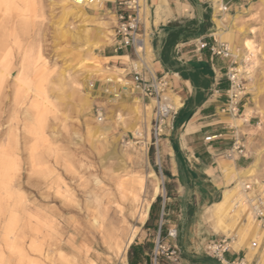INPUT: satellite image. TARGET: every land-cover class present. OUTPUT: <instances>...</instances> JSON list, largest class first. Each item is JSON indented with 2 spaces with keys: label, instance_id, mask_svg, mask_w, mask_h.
<instances>
[{
  "label": "rangeland",
  "instance_id": "rangeland-1",
  "mask_svg": "<svg viewBox=\"0 0 264 264\" xmlns=\"http://www.w3.org/2000/svg\"><path fill=\"white\" fill-rule=\"evenodd\" d=\"M15 1L19 10H26L25 17L13 15L11 22L0 30V40L7 43L10 73L0 87V161L4 166L8 160L11 164L5 166L6 173H10L6 175L8 180L0 184L6 188L5 191L0 186V261L16 264L24 251L26 259L41 264H129L130 246L142 241L145 234H150L145 239L153 249L155 233L145 232L143 225L151 203L163 193L164 167L162 137L157 146L150 139L152 109L148 118L143 110L149 103L119 85H114L119 95L117 107L107 102L113 98L106 93L113 84L105 79L106 75L111 78L119 74L125 62L131 68L135 58L128 52L131 60L123 58L130 62L118 59L110 66L113 68L92 65L93 54L119 53L112 47L114 25L106 1L99 11L83 8V13L75 10V14L69 12L71 4L67 0ZM238 1L236 8L219 13L217 25L222 31H239V44L234 45L231 32H217L216 36H227L231 50H237L240 59L245 53V39L256 50L250 56L253 66L249 83H253L254 90H246L243 100V105L251 109L252 126H236L248 157L244 169H255L254 176L242 181H263L264 0ZM145 25L147 28L148 23ZM104 35H110V40L103 39ZM25 59L32 66L28 74L21 72ZM147 67L153 71L148 55ZM121 73L123 76L118 77L125 82V72ZM35 86L41 89L38 94ZM111 113L121 120L111 119ZM95 125L110 128L90 141L87 131ZM131 126L137 127L139 136L130 132ZM8 165L11 168L7 169ZM140 178L146 180V217L139 221L128 216L118 223L131 186L136 187ZM257 190L264 198V193ZM236 198L242 196L237 194ZM12 214L14 226L5 240L2 228ZM206 216L212 228L216 222L233 231L239 244L247 240L248 244L256 242L258 246L264 241V233L256 240L244 216H213L210 207ZM117 229L120 235L115 240L119 246L109 247L114 239L109 236ZM133 229L137 233L128 241ZM173 243L177 246L176 241ZM263 262L264 248L259 260ZM142 264H150V254Z\"/></svg>",
  "mask_w": 264,
  "mask_h": 264
},
{
  "label": "crops",
  "instance_id": "crops-1",
  "mask_svg": "<svg viewBox=\"0 0 264 264\" xmlns=\"http://www.w3.org/2000/svg\"><path fill=\"white\" fill-rule=\"evenodd\" d=\"M113 2L114 0H108L105 3L110 8L114 25L112 47L114 52L119 53L93 54L95 62H92V65L97 67L113 68L110 66L116 64L118 59L131 60L129 50L115 49ZM237 2L239 1L145 0L143 5V9L147 8L148 11L147 22H144L143 17V24L146 34H149V61L155 74L168 75L170 99L174 105L177 102V112L167 121L162 133L163 193L156 196L160 197L161 202L158 209L159 219L153 222V226L158 229L157 225L161 221L167 229L176 228L175 241L180 255L179 264H222L203 252V246L209 240L227 237L223 233L214 232L206 212L211 205L219 202L227 185L222 165L227 164L235 171L241 172L248 160V157H245L228 161L221 156L231 144L230 128L236 126V120L223 112L228 87L224 75L226 62L219 59L211 62L207 51L195 54L190 45V42L198 38L211 40L213 37L219 40L216 36L217 32L222 31L217 25L219 9L226 7L232 10L237 7ZM207 21L211 26L207 28L206 33L193 37H185L183 33L168 47L167 39L171 31L179 27L184 28L191 22L198 27ZM145 23H148L147 28ZM222 32H231L232 42L234 41L235 46L239 44V31L231 28ZM103 39L110 40V35H104ZM124 56L128 58H123ZM121 71L125 72V82H129L131 74L127 62ZM118 73L111 78L119 79V75L123 76L121 72ZM108 78L110 81L114 80L107 74L105 79ZM243 109L245 110V105ZM252 119L251 116L247 122H243V128L252 126ZM206 137H213V140L205 142ZM259 230L264 231L260 228ZM149 231L150 229L145 230ZM153 232L156 234L157 230L153 229ZM146 235L150 234H145L142 241L148 242ZM253 240L255 239H250ZM142 241L138 244H143ZM235 241L238 244L233 245L232 250L224 255L225 261L242 256L247 264H264L259 263L264 241L256 245L255 252H252V242L248 244L247 240H243L242 244H239V237H235Z\"/></svg>",
  "mask_w": 264,
  "mask_h": 264
},
{
  "label": "built area",
  "instance_id": "built-area-1",
  "mask_svg": "<svg viewBox=\"0 0 264 264\" xmlns=\"http://www.w3.org/2000/svg\"><path fill=\"white\" fill-rule=\"evenodd\" d=\"M145 0H114L115 16V49L129 50L138 61V55L142 52L145 42L148 44L143 24ZM226 7L219 9L220 13L226 12ZM193 53L201 54L207 51L210 61L219 59L226 62L225 79L228 87L225 92L226 102L223 112L232 119H239L243 115V100L247 95V84L251 81V58L246 61L245 57L240 59L237 50L233 52L227 43L221 42L212 37V39L198 38L190 42ZM131 79L128 82L130 89L135 92L141 99L152 105V118L150 139L152 144L157 146L162 137L163 128L167 121L174 117L177 107L170 99V79L168 75H157L144 66L131 65ZM97 121H102V114L97 113ZM237 126L230 128L231 144L224 150L221 156L228 161H236L246 157L244 141L241 132ZM205 142H210L213 137H206ZM240 196L246 212L253 219L258 228L264 230V201L257 189H253L250 181L243 182ZM238 205V204H237ZM159 222L157 232L153 241V249L150 253V264H179V251L173 243L177 237L175 227L168 228L164 238H160ZM165 239L169 240L167 243ZM235 237H224L221 240H209L203 246V252L218 260L222 264H247L244 258L236 257L233 260L225 261L224 255L232 250ZM256 242L251 243V248H256Z\"/></svg>",
  "mask_w": 264,
  "mask_h": 264
},
{
  "label": "bare ground",
  "instance_id": "bare-ground-1",
  "mask_svg": "<svg viewBox=\"0 0 264 264\" xmlns=\"http://www.w3.org/2000/svg\"><path fill=\"white\" fill-rule=\"evenodd\" d=\"M20 1L22 2L23 0H20ZM67 1H68V3L71 4V6L69 8V10H70L69 12L72 13V14H75V10H78L80 13H83V8L92 9L94 11H99L102 8V2L103 1H108V0H67ZM12 10H14V11H12ZM25 12H26V10H24V9L22 11L19 10L18 1H15V0H0V30L5 28V26L11 22V17L13 15L14 16L15 15L22 16L24 18L25 17L24 16ZM145 13H146V10H144V16L143 17H145ZM144 22H145V18H144ZM2 38H4V37H2ZM7 38H8V36H7ZM218 39L220 41H223V42L227 43V45L232 49V47L230 45L229 38L227 36H223L222 34H218ZM5 42L1 41L2 44L0 43V52L4 51V54L0 53V87H1V84H2V79H4L5 76L10 75L9 69H7L9 61H8L7 53H6L7 43H5ZM242 44H243V48H244V51H245V53H244V57L246 58L245 60L248 61L249 57L251 55L254 56V53L256 52V50L254 49V47H253V45H252V43H251V41L249 39H245ZM2 48H4V49H2ZM140 51L142 53L140 55H138V61L134 65L135 66L147 67V55H149V51H150L149 50V44H147L145 42L143 48H141ZM25 62H26V64L22 66L21 72H23L24 74H28V73L31 72L32 66H31V63L29 61L26 60ZM251 65H252V62H251ZM4 72H7L6 75L3 74ZM120 79L116 78V79L112 80L111 82H112L113 86L110 87L108 89V91L106 92L107 94H112L113 95V98L110 99V100H107V102L109 104L114 105V106L116 105L117 99H118V96H119L118 94H116L115 86L119 85L123 90L128 88V86H129L128 82H124V81H122ZM35 88L37 89V90L35 89V92L37 91V94H38L39 93L38 91H40L41 89L38 90V86H35ZM247 90L249 92H253L254 85H253L252 82H251V84L249 83L247 85ZM40 94H41V92H40ZM175 105L177 106V102H175ZM115 107H117V106H115ZM151 108H152V106L150 104H148V105L146 104L144 106V108H143L147 118L149 117V112H150ZM143 114H144V112H143ZM251 115H252L251 109L248 108V107H245V110H244L242 118L237 119L236 123H240L241 126H242V123L243 122H247L249 120V118L251 117ZM114 117H115V115L113 113H111L110 118L113 119ZM115 118H117L118 120H121V117L119 115H116ZM109 128H110L109 125H105V126L95 125L91 129H88L87 137H88V139L90 141H92V139L95 136H98V135L102 134L103 132L109 130ZM129 130L135 136H139L140 135L136 126H131ZM7 146H8V144H7ZM0 152H2V151H0ZM0 155H2V154H0ZM1 161H0V184H1V181L5 182L4 179L8 180L7 178H9V177L6 176L7 173L10 175V173L8 171H7V173L5 171V168H6L5 166L8 163L10 164V161L8 160V162H6L7 164H5V166L3 164L4 162L2 163ZM9 168H11V167L9 166L7 169H9ZM222 171L224 173V178H225V180L227 182V185L225 187L226 189L222 191L221 199L219 200V202H217V203H215V204L210 206V211H211L212 215L213 216H223V215L227 214V215H231V217H233V218L234 217L244 216L246 221H247V226L250 227V229H252V231L254 232V236H255L256 240L259 241L261 236L263 235L264 231H260L258 226L253 221V219H249L250 216L246 213V210L244 209L242 201H240V200H238L236 198L237 194H240L239 193V188H241V187H239V186H241V183L243 182L242 179L250 178V177L254 176L255 169L253 167H249L247 169H244L243 172H237L233 168H230L229 165L226 164V165H222ZM235 181L237 183L234 185V187L228 189L227 187L230 186L231 184H233V182H235ZM251 182L253 184V189H259V190H261V193H264V180L263 181H258V180L253 179ZM3 186H1V187L5 190L6 188H4ZM145 190H146V180H144L142 178H140L136 182V187H132L131 186V189H130V191L128 193V198L126 199L125 212L123 213V216L121 218H118L116 220L118 223L119 222L123 223V219L124 218H125V221H126L128 216H130V217L135 216V217H137V219L139 221H143L145 219L146 210H147V206H148V201L144 197L145 196L144 195L145 194ZM262 200L264 201V198H262ZM0 204H1V202H0ZM3 210H5V209H3ZM0 213H2V212H0ZM245 213L247 215H245ZM9 214H11V213H9ZM13 215L14 214H12V216L8 215L7 222L4 225V227L2 228V229H4L3 230L4 231L3 232L4 233L3 239H5V240H6V238H8L11 235L12 228L14 226V216ZM213 228H214V231L216 233H223L227 237H232V235H233L232 234L233 231L232 232L229 231L222 224L220 225V224H217L215 222ZM131 232H132V235L130 236L128 241H130L131 237L134 236L137 233L135 229H133ZM119 235L120 234H119V231L117 229L116 231H114V233L111 236H109V237H113L114 238L112 240L113 241L112 242L113 246L111 245L109 247L118 248L119 243L115 239L117 237H119ZM236 235H237V233H236ZM235 243L237 244V241H234L233 245H236ZM11 248H13V247H11ZM252 249H253L252 252H255L256 248H252ZM252 254L253 253H251V255ZM20 256L21 257H20V259H18L16 264H41L39 261L26 259L27 258L26 257L27 256V252L22 251V255H20ZM0 257H1V255H0ZM2 263L3 262L0 261V264H2Z\"/></svg>",
  "mask_w": 264,
  "mask_h": 264
},
{
  "label": "trees",
  "instance_id": "trees-1",
  "mask_svg": "<svg viewBox=\"0 0 264 264\" xmlns=\"http://www.w3.org/2000/svg\"><path fill=\"white\" fill-rule=\"evenodd\" d=\"M211 25L207 21L205 24H200L198 27H196V24L194 22H191L187 25L184 26V28H177L173 31H171L168 35L167 39V44L168 47H170L171 43L175 42L176 40L179 39L181 35L185 37H193L197 35H201L206 33L207 28L210 27ZM161 199L160 197H157L155 201L151 204L149 213H148V218L146 220V223L144 224L143 228L153 230H157V227L154 228L153 222L155 220H158V209L160 205ZM164 217H162L163 221ZM158 226V225H157ZM167 228L165 225L162 223L160 227V238H164L166 235ZM177 247V246H176ZM151 245L146 243L143 244H138L134 243L130 246L129 248V254H128V263L129 264H142V261L148 257V255L151 253Z\"/></svg>",
  "mask_w": 264,
  "mask_h": 264
}]
</instances>
